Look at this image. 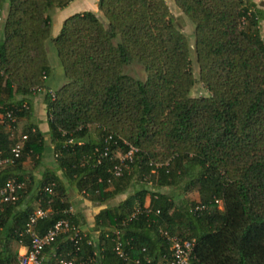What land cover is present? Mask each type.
Instances as JSON below:
<instances>
[{"label":"trees","instance_id":"16d2710c","mask_svg":"<svg viewBox=\"0 0 264 264\" xmlns=\"http://www.w3.org/2000/svg\"><path fill=\"white\" fill-rule=\"evenodd\" d=\"M5 1L0 110L14 111L15 127L30 111L29 96L44 90L54 162L35 195V207L50 214L34 229L41 234L58 220L80 229L81 214L67 210L69 186L104 205L76 243L59 234L46 245L42 264L70 257L74 264H156L168 257L166 236L193 240L192 264H264V8L255 0H172L192 25L189 42L164 0H96V10L65 17L53 36L52 12L72 0ZM47 39L64 79L52 98ZM191 56L206 95L189 93ZM20 134L26 139L0 184L25 181L22 163L44 150L36 126ZM17 135L0 126L3 155ZM23 190L0 207V264H16L18 248L28 246L24 227L35 207L15 209ZM191 190L197 198L188 200ZM116 240L128 258L116 254Z\"/></svg>","mask_w":264,"mask_h":264},{"label":"built area","instance_id":"2783aa9c","mask_svg":"<svg viewBox=\"0 0 264 264\" xmlns=\"http://www.w3.org/2000/svg\"><path fill=\"white\" fill-rule=\"evenodd\" d=\"M44 92V90H41ZM50 97H53V91L51 89L46 90ZM22 107H26L22 104ZM14 122H15V113L12 109L3 108L0 110V126H2L7 132L11 135H14ZM26 139L25 134H18L15 136V141L12 143L9 148V155H3L0 150V171L7 165L13 163L14 159L17 158L22 149L24 140ZM134 148L129 147L125 154H118L116 158L119 160V164L112 167L111 173L114 176L119 175L120 164H122L124 159L130 158L133 153ZM105 155V152L103 153ZM23 182L17 181L14 178L7 179L5 182L0 184V207L5 203H13L18 198V191L22 189ZM42 192L49 194L51 192V187L44 186ZM220 208V205H218ZM68 212H71L69 207ZM138 210H136L137 212ZM47 214H50V208L41 206H36L30 213L27 222L25 223L24 233L28 235L29 242L27 247H22V250L17 252L16 264H42V249L50 244L56 236L59 234H68V239L73 240L75 243L78 239L84 236V233L77 227L70 225L66 220L56 221L52 227L47 229L45 232L38 234L34 229V225L38 219L46 217ZM134 215V213L132 214ZM117 233V232H115ZM162 234H165L162 232ZM169 241V254L168 257L162 256V258L156 262V264H192V248L193 240L192 239H182L176 236H166ZM87 243H93L91 240ZM114 251L116 254L124 259L128 258L127 253L123 250L122 244L120 241L116 240L114 243ZM143 250V249H142ZM148 262V259H145ZM135 264H142L138 260H134ZM57 264H74L73 258L59 259Z\"/></svg>","mask_w":264,"mask_h":264},{"label":"crops","instance_id":"0c3cea01","mask_svg":"<svg viewBox=\"0 0 264 264\" xmlns=\"http://www.w3.org/2000/svg\"><path fill=\"white\" fill-rule=\"evenodd\" d=\"M73 2H75V5L71 7V11L81 12L84 10H96V0H72L69 3H71L72 5ZM6 10L7 3L4 0L1 4L0 22L1 20H3ZM62 82H64V80ZM48 87L52 89L50 86ZM43 93V91H38L29 96V113L25 116L18 117L15 123L16 132L18 134L21 133V131L29 125L36 126L38 130H40V132L42 133V138L44 140V150L42 151V153L40 155L36 154L34 156V159L27 158L22 163V170L25 175L24 178L27 179V183L26 186H24V190L22 191L21 202L18 206L15 207L16 210L24 209L29 205H35V203L37 202V199L35 198V195L37 194V181L45 170L53 169L54 167V162L51 155V146L49 144V137L47 134L46 113L43 103ZM56 173L59 174V171H56ZM70 191H74L71 186L67 187V192L69 193ZM74 196L75 195H73V193L71 194V197L69 195V203L70 205H72L71 201L75 198L78 199V201L76 200L75 202L76 204H73V207L71 206V210L79 212L83 217V220L79 224V227H83L86 224L89 228L92 229L93 215L98 212V210L104 205L92 203L78 194H76L75 198ZM88 219L90 221H88ZM89 228H86L87 232L90 231ZM93 234L95 233L93 232ZM22 247L23 246H20L18 248V251L22 250Z\"/></svg>","mask_w":264,"mask_h":264},{"label":"rangeland","instance_id":"374dc122","mask_svg":"<svg viewBox=\"0 0 264 264\" xmlns=\"http://www.w3.org/2000/svg\"><path fill=\"white\" fill-rule=\"evenodd\" d=\"M164 1H165L166 5L168 7V10H169V12H170V14L172 16V20H173L175 26L178 29H180L186 35L188 41L191 42L192 41V32H191L192 25L187 20V18L183 15V13L177 8V6L173 3L172 0H164ZM255 2H257L262 8H264V0H255ZM74 5H75V2H73L72 5H71V3H69L66 6H64L63 8L56 9L57 11L54 10L52 12V21H51V25H50V36L51 35L52 36L56 35L58 30H59L61 21L65 17H67L70 14L75 12V11H71V7L74 6ZM100 19H102L104 21V19H103V17L101 15H100ZM259 29H260L261 37L264 40V19L262 21H260ZM44 47H45L48 63L50 65V67H51V74L47 78L46 83H47L48 86H50L53 89V88H55V87H57V86H59L60 84L63 83L62 82L64 80L63 79V74H62L61 67L59 65V61H58V59L56 57V54H55L53 44L50 41V39H47L45 41ZM190 58H191V68H192V71H193V77H194L195 80H194V84L192 85L189 93H190L191 96H203V95H206V91H205L203 85L197 80V68H196V66L194 64L193 56H191ZM90 131L93 132V129L90 128ZM24 180L25 181H23V183H24V186H26L27 179H24ZM128 191H130V188L128 189ZM72 193L75 196H76V194L81 196V193H78L76 190H74L73 192L70 191L68 193V195H70V197H71ZM75 196H74V198H75ZM183 196L185 198H187L188 200L197 198L195 190L187 191L185 193V195H183ZM123 197H124V195H119V196H116L111 201L113 203H116V202H118V200H121V198H123ZM76 200L78 201L77 198L73 199L71 201L72 205H70V206L73 207L76 204L75 203ZM34 207H35V205H34ZM88 221H90V220L88 219ZM86 228H89L86 224L83 227H80L82 232H87ZM89 230L91 231L92 229L89 228Z\"/></svg>","mask_w":264,"mask_h":264}]
</instances>
